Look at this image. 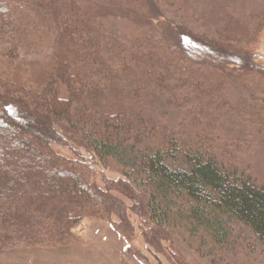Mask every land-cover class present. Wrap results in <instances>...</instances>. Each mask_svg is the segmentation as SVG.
Returning a JSON list of instances; mask_svg holds the SVG:
<instances>
[{"label":"trees","instance_id":"1","mask_svg":"<svg viewBox=\"0 0 264 264\" xmlns=\"http://www.w3.org/2000/svg\"><path fill=\"white\" fill-rule=\"evenodd\" d=\"M39 26L53 33L55 61L38 88H32L20 78H9L10 68ZM228 28L227 21L219 33L222 41L183 28L182 37L226 55V42L235 38ZM142 31L145 48H137L133 57L134 51L108 36L82 0H0L5 48L0 51V250L76 242L72 228L85 214L108 221L111 214L118 215L117 225L125 231L130 224L119 195L132 199L152 225L142 234L144 242L170 264L179 262L165 255L164 244L182 227L222 243L227 225L237 219L264 239V183L216 156L231 132H224L221 120L230 104L219 98L233 78L210 58L184 55L156 26ZM256 67L242 58L243 70L261 73ZM58 82L68 89L66 98L59 96ZM126 87L132 89L128 94ZM155 93L188 112L179 122L161 116L155 135L164 139L163 145L143 147L140 143L154 127L143 123L136 104ZM63 138L83 142L105 165L114 160L125 176L129 169L140 174L145 190L122 179H102L99 185L89 176L86 161L54 151L51 144L59 145Z\"/></svg>","mask_w":264,"mask_h":264},{"label":"rangeland","instance_id":"2","mask_svg":"<svg viewBox=\"0 0 264 264\" xmlns=\"http://www.w3.org/2000/svg\"><path fill=\"white\" fill-rule=\"evenodd\" d=\"M82 1L108 36L119 43L122 49L134 51L133 57L139 53V47L145 48L142 46V29L152 24L164 32L170 44H174L184 55L195 60L210 58L226 69L233 80L230 83L227 81L219 99L221 101L225 97L230 104L225 108L227 113L221 120L224 132L229 131V128L231 132L228 142H220L216 156L223 164L264 183V0ZM227 21L229 28L226 31L234 30L235 38L234 42H226L229 50L226 55L213 52L202 44L187 43L182 37L183 28L194 36L210 41L217 40V36L222 41L225 38L219 33ZM35 33L34 37L29 36L27 45L18 49V57L12 60L14 63L11 64L9 77L20 78L32 88H38L55 61L53 33L48 30L44 32L41 26ZM242 35L248 36L247 39L241 40ZM2 39L0 51L5 50L1 48L4 45ZM244 40H248L247 47L244 46ZM244 56L253 66H258L256 68L261 73L243 70L241 60ZM105 57L109 59L111 55ZM249 73L252 78L248 79L246 74ZM235 77H238L237 80ZM90 78L91 81L95 80V76ZM56 88L60 97H67L68 89L63 83L58 82ZM131 90L126 87L124 91L128 94ZM141 98L136 104L137 109H141L139 117L143 123L154 128L151 132L147 131L146 138L140 144L143 147L163 145L164 139L158 132L155 135V123L162 119L161 116L167 121L179 122L188 110L169 104V98L161 93ZM67 132V136L78 138L75 132ZM222 137L227 136L222 133ZM62 141L59 145L51 144L54 151L77 161H86L89 164V176L99 185L102 179L108 182L122 179L138 191L145 190L144 179L140 174L136 175L129 169L125 176L121 172L122 167L114 160L109 159L107 165L101 163L83 142L66 141L65 138ZM112 192L118 193L116 190ZM119 198L125 206L122 209L125 211V221L130 224L127 230L118 227V215L111 214V220L108 221L85 214L72 228L76 242L55 247L16 245L2 249L0 264H170L165 256L156 253L155 248L144 242L142 234L149 232L152 225L143 217L133 200L126 195H119ZM227 227L228 235L222 243L212 242L203 234L200 238L183 227L179 228L172 232L164 244L165 255L171 261L177 259L178 264H264V239L256 238L249 227L237 219H232Z\"/></svg>","mask_w":264,"mask_h":264}]
</instances>
